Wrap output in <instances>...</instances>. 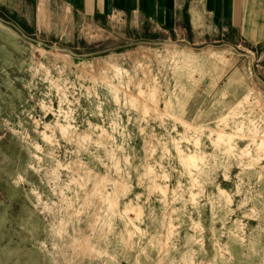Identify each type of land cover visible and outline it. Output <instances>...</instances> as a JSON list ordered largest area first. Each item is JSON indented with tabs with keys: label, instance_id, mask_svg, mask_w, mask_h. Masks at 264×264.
Here are the masks:
<instances>
[{
	"label": "rangeland",
	"instance_id": "374dc122",
	"mask_svg": "<svg viewBox=\"0 0 264 264\" xmlns=\"http://www.w3.org/2000/svg\"><path fill=\"white\" fill-rule=\"evenodd\" d=\"M84 3L0 0V264H264V44Z\"/></svg>",
	"mask_w": 264,
	"mask_h": 264
},
{
	"label": "crops",
	"instance_id": "0c3cea01",
	"mask_svg": "<svg viewBox=\"0 0 264 264\" xmlns=\"http://www.w3.org/2000/svg\"><path fill=\"white\" fill-rule=\"evenodd\" d=\"M86 1L85 7L99 8L101 14L110 16L123 15L118 13L122 3L129 9L125 14L131 24L152 25L193 43L222 32L232 42L264 44V0H83Z\"/></svg>",
	"mask_w": 264,
	"mask_h": 264
},
{
	"label": "bare ground",
	"instance_id": "6f19581e",
	"mask_svg": "<svg viewBox=\"0 0 264 264\" xmlns=\"http://www.w3.org/2000/svg\"><path fill=\"white\" fill-rule=\"evenodd\" d=\"M82 250V249H81Z\"/></svg>",
	"mask_w": 264,
	"mask_h": 264
}]
</instances>
